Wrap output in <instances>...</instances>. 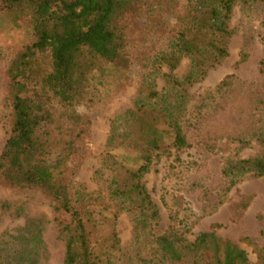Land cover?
Returning a JSON list of instances; mask_svg holds the SVG:
<instances>
[{"label":"trees","instance_id":"obj_1","mask_svg":"<svg viewBox=\"0 0 264 264\" xmlns=\"http://www.w3.org/2000/svg\"><path fill=\"white\" fill-rule=\"evenodd\" d=\"M174 1L0 0V16L14 28L30 30L32 37L7 70L12 116L11 132L0 155V185L38 190L49 198L60 238L66 243L65 264H102L93 253L91 231L72 194L81 134L68 139L67 127L79 130L83 125L79 109L93 101L91 90L99 84L94 75L98 61L120 73L130 68L127 29L132 17L171 11ZM187 1L186 14L179 16L184 25L171 51H162L155 60L157 77H163L170 89L163 95L157 90L156 78H145L146 93H141L133 109L113 121L108 139L112 150L134 155L136 170L127 171L124 188L113 183L112 197L122 201L125 210L132 206L137 231L160 218L142 179L169 147L178 151L190 147L181 123L190 88L230 56L235 8L264 2ZM185 58L191 61V70L179 79L173 73ZM246 60L244 55L240 63ZM260 73L264 77V59ZM223 175L230 180L229 189L246 175L264 178V152L229 161ZM1 208L10 207L3 204ZM42 224L32 219L17 233L2 234L0 264H42L46 257ZM114 240V245L120 242L116 232ZM154 243L161 264H251L246 250L215 231L200 233L190 241L183 233L170 230ZM263 252L259 264H264ZM107 264L112 263L108 260Z\"/></svg>","mask_w":264,"mask_h":264},{"label":"rangeland","instance_id":"obj_2","mask_svg":"<svg viewBox=\"0 0 264 264\" xmlns=\"http://www.w3.org/2000/svg\"><path fill=\"white\" fill-rule=\"evenodd\" d=\"M174 4L172 12L132 17L127 29L132 61L128 70L120 73L97 62L94 75L99 84L91 90L93 101L79 109L83 125L79 130L67 127L68 139L81 134L72 194L91 231L93 253L102 264L108 260L112 264H146L144 260L161 264L154 241L170 230L190 241L200 233L215 231L246 250L251 264H257L264 250V178L246 175L229 189L231 183L223 170L231 160L255 158L264 152V77L260 73L264 2L235 8L230 56L190 88L181 118L190 147L180 151L169 147L142 179L160 218L137 231L132 206L125 210L122 201L112 197L113 183L124 188L127 171L136 170L134 155L108 147L113 121L133 109L141 93H146L148 76L156 78L161 94L170 89L163 77H157L155 60L162 51H171L184 25L179 16L186 14L188 1L175 0ZM31 42L30 30L14 28L0 16V155L11 132L7 70ZM244 55L247 60L240 63ZM191 66L185 58L173 74L183 79ZM3 204L10 208L3 210ZM55 218L54 206L42 192L0 185V236L17 233L32 219L42 220L46 253L42 264H65L66 243ZM114 232L120 241L115 245Z\"/></svg>","mask_w":264,"mask_h":264},{"label":"crops","instance_id":"obj_3","mask_svg":"<svg viewBox=\"0 0 264 264\" xmlns=\"http://www.w3.org/2000/svg\"><path fill=\"white\" fill-rule=\"evenodd\" d=\"M250 237V236H249Z\"/></svg>","mask_w":264,"mask_h":264}]
</instances>
